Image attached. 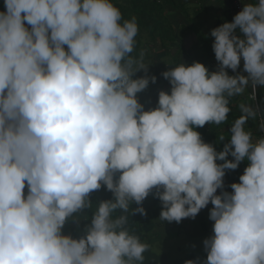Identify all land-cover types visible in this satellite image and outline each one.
Returning <instances> with one entry per match:
<instances>
[{"label":"clouds","instance_id":"clouds-1","mask_svg":"<svg viewBox=\"0 0 264 264\" xmlns=\"http://www.w3.org/2000/svg\"><path fill=\"white\" fill-rule=\"evenodd\" d=\"M4 8L0 264H145L150 245L130 217L147 215L150 194L162 202L160 222L213 205L207 258L185 264H264V135L249 127L258 120L264 133V108L236 104L219 152L196 130L228 123L249 85L253 101L264 87V0H249L211 31L218 70L170 67L162 73L170 93L161 90L149 110L138 94L157 77L147 75L144 51L133 55L136 17L124 19L114 0H4ZM242 59L248 75H229ZM140 70L145 76L134 78ZM245 160L225 190L226 170ZM104 186L112 198L94 204ZM86 209L84 235L64 234Z\"/></svg>","mask_w":264,"mask_h":264},{"label":"trees","instance_id":"trees-1","mask_svg":"<svg viewBox=\"0 0 264 264\" xmlns=\"http://www.w3.org/2000/svg\"><path fill=\"white\" fill-rule=\"evenodd\" d=\"M1 3V1H0ZM114 3L120 8L124 19H130L131 17H136L138 25H139V34L136 38L137 44L136 49L133 55H137L140 51H144V61L146 62L149 60L150 55L147 53L150 49H155V46H161L165 51L169 50L173 43H176L178 38H181L180 34L177 33L172 22L168 16V8L172 7L177 10H181L186 12L187 8L186 5L189 3L187 0H114ZM1 6V5H0ZM4 2L2 3V7L0 11H4ZM192 24V22H191ZM187 31H192V26L186 27ZM149 35L150 38L146 36ZM151 40L154 43L147 42L146 40ZM144 42H146L144 44ZM207 59H212V54L210 51L207 53ZM235 116H229V119H234ZM253 127L257 124V121L252 122ZM208 125V124H206ZM199 127L196 130L201 134L202 139L206 143L213 144L216 147V150L222 151L223 147L226 143H228L227 137L230 135L229 127L231 126L229 123L223 125H213L212 129H208L207 127ZM221 128L224 130L220 131ZM228 128V130H226ZM228 133V134H227ZM220 135H224L225 141L224 144L218 143V137ZM254 135L259 137L260 135H264L260 131L255 130ZM228 159H234L229 155ZM217 163H223V161H217ZM248 166V161H242L239 167L236 170L230 172V170H226V175L224 177L225 180V190L232 191L230 185L235 182H239V176L243 174L244 169ZM155 190H153L154 192ZM218 189V193L220 194ZM25 195H27V186L25 188ZM113 194H110L108 190H106V186L102 187L100 190L95 191L91 194L90 198L93 203H97L100 200H107L111 199ZM212 204L202 209L197 216L193 219L191 217L184 218L180 225L178 226V231L176 232V237L182 235L187 236L188 238H192L195 236H204L213 233V224L214 221L210 220L209 214L210 210L209 207ZM135 204H133V208H135ZM143 207L146 209L148 215L146 218H150L151 224H147L145 221L146 218L139 220L140 215L137 213L130 217V224H133L134 229H137V233L141 236L142 240H145L146 231L150 230L152 223L155 222L157 213L161 212L162 209V202L154 196V194H150L146 200L143 202ZM93 209H86L84 213L79 215V218L73 220L71 218L70 223H66L63 232L64 234H70L73 238H79L84 235V229L90 224L91 222V215ZM158 213V214H159ZM87 215L88 219H84V215ZM148 221V222H149ZM150 226V227H149ZM148 227V228H147ZM158 241L161 240V235L156 237ZM166 257V256H163ZM158 257H153L150 253H145V264H151L152 261L156 264V260Z\"/></svg>","mask_w":264,"mask_h":264},{"label":"crops","instance_id":"crops-1","mask_svg":"<svg viewBox=\"0 0 264 264\" xmlns=\"http://www.w3.org/2000/svg\"><path fill=\"white\" fill-rule=\"evenodd\" d=\"M0 1H1L0 3L1 5L0 8H1L4 0H0ZM187 1H189L188 3L189 5L187 6L189 11L188 9L186 10V12H183L181 10H177L172 7L168 8L169 19L172 22V25L174 26L177 33L180 34L181 36V38H178L176 43H173L171 45L170 50H169V51H172L171 56H172L173 64L168 63L169 65L167 64L166 66L162 64L163 62L162 60L164 59V57H167L168 50L165 51V49H163V51H160V48H159L160 45L155 46V49L149 50L151 51V55L149 53L150 58L148 60L149 61L148 64L150 65L148 66L149 67L148 72L151 69L152 76L154 75L157 77V80L155 82L157 86L153 88V91L151 92L152 95H149V96H152V98L147 99L145 97L142 99V102L139 99V101L142 104L146 103L145 110H149V109H153L157 107L159 92L161 90L168 91L170 93L171 85L169 81L165 79L162 75V73L164 71H167L170 67H174V65L179 64L180 62L188 66L192 65L194 62H201L206 67H208L210 72L218 70V61L215 58V53L212 47L214 38L211 36V31L226 21L231 22L234 16L240 12L236 10L235 7L233 6L232 0H187ZM246 2H249V0H245L243 2L242 9H243L244 3ZM192 4L196 5L193 13L198 15V17L200 16L204 18L202 23H201L202 19L201 21H197V18H195V20L193 21V19L191 18L190 5ZM190 25L192 26L193 30L187 31L186 27ZM237 34L242 35L241 33H239V30H237ZM208 51H210V53L212 54V59H207ZM243 63L244 62L242 59L240 68L236 70L235 72L231 69H228L227 71L229 72V75H237V74L248 75L246 72L243 71ZM251 93H252V87L251 85H249L248 94H246L245 97L240 98L233 102V112L230 113V116H237L239 114L238 109L235 107V105L240 102L253 103V105L256 107L264 108V87H261L259 85L257 86L255 101L251 99L250 97ZM231 120L232 119H229V122H228L229 124ZM256 124L257 125L253 127V123L250 121L249 127H251L253 131L255 130L259 131L258 129L259 121L258 120ZM212 126L213 125L211 124L206 125V127L210 130L212 129ZM221 130L223 131L224 128H221L220 131ZM226 130H228V128H226ZM232 171L233 170H230V172ZM217 194H219L218 191H217ZM155 213H157V215H156L155 222L152 223L153 224L151 226L152 229L160 228L161 230L163 229L164 232L166 233L168 230H170L172 234L178 231V226L180 225V222L179 223L174 222V221L173 222H167V221L160 222L159 218H160L161 212L160 213L155 212ZM147 215L146 216L141 215V218H139V220L146 218ZM132 227H133V224H132ZM136 230L137 229H135V231ZM207 236L209 238L212 236V234H208V235H204L200 237H207ZM184 237H185L184 235L183 236L180 235L178 237L179 241H181V239H184ZM192 238H189V239H192ZM152 241L156 242L158 241V239L153 238ZM150 250L151 248L146 253H150ZM156 264H177V260L174 262L171 259L163 260L161 259V257H158L156 260Z\"/></svg>","mask_w":264,"mask_h":264},{"label":"rangeland","instance_id":"rangeland-1","mask_svg":"<svg viewBox=\"0 0 264 264\" xmlns=\"http://www.w3.org/2000/svg\"><path fill=\"white\" fill-rule=\"evenodd\" d=\"M188 5L189 4L186 5L187 9H188V7H187ZM190 7H191L190 16L193 19V21L195 20V18H197V21H201V19H202V21H201V23H202L204 18H202L200 16L198 17V15L193 13L196 5L192 4V5H190ZM188 11H189V9H188ZM146 37L150 38L149 35H147ZM146 41L150 42V43H154L150 39L146 40ZM145 43L146 42H144V44ZM159 48H160V51H163L162 47L159 46ZM149 50H151V49L149 48ZM169 50H168L167 57H164V59L162 60L163 61L162 64H164L165 66L168 63L173 64V60H172V56H171L172 51H169ZM147 53H150V55H151V51H148ZM148 62L149 61L147 60L145 63L148 64ZM147 75L149 77L152 76L151 69L149 72H147ZM143 76H145V72H144V70H140L139 72H137L135 74L134 78H139V77H143ZM156 86H157L156 83L150 82L148 88H146L144 91H142L141 93L138 94V99H140V101L142 102V99L145 97L147 99L152 98V96H149V95H152L151 92L153 91V88ZM144 106H146V103L144 104ZM224 141L218 140V143L222 145V144H224ZM109 193L112 194L110 191H109ZM136 207H137V205H136ZM212 207H213V205H211L209 207V210H211ZM140 218H141V214H140ZM149 219L150 218H146L147 221H145V220H142V221H145L147 224H151V220L149 221ZM70 222H71V218H69V220H68V223H70ZM156 229L150 228V230L146 231V234H145L146 238H145V240H143L144 242H147L150 245V248H151L150 255L153 257V259L155 257H161V259H163V260L171 259L174 262L177 260V264H185V261L189 260V259L196 260L197 258H199V260L201 262L206 260L207 253L204 250L203 241L206 238H208V236L207 237L197 236V237H193L192 239H189V238H187V236H185L184 239H181V241H179L178 237H176V232H174V234H172L170 230H168L166 233V232H164L163 229L162 230L160 228L159 229L156 228ZM181 234H182V236L184 235L183 232ZM158 235H161V240L156 241V242L152 241V239L156 238ZM162 256H166L167 259L162 257ZM151 264H154V262L152 261Z\"/></svg>","mask_w":264,"mask_h":264},{"label":"built area","instance_id":"built-area-1","mask_svg":"<svg viewBox=\"0 0 264 264\" xmlns=\"http://www.w3.org/2000/svg\"><path fill=\"white\" fill-rule=\"evenodd\" d=\"M245 0H232L233 6L236 10L241 11L242 10V4Z\"/></svg>","mask_w":264,"mask_h":264}]
</instances>
